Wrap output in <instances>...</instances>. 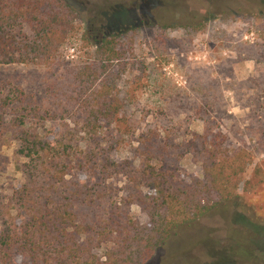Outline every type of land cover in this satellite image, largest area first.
Masks as SVG:
<instances>
[{
  "label": "rangeland",
  "instance_id": "1",
  "mask_svg": "<svg viewBox=\"0 0 264 264\" xmlns=\"http://www.w3.org/2000/svg\"><path fill=\"white\" fill-rule=\"evenodd\" d=\"M79 2L83 8L55 66L0 65V203L24 182L25 160L18 153L23 130L133 165L139 164V135L151 130L169 148L177 174L186 178L200 170L186 154L185 142L191 133L202 134L207 123L224 135L228 148L250 155L240 176L239 199L179 230L145 264H242L239 255L245 251L264 264V0ZM117 3H132L136 13L145 15L148 7L161 17L168 10L171 20L158 27L149 18L120 35L119 47L126 52L109 67V79L121 118L109 126L100 119L91 130L57 88L69 69L100 64L89 35L107 28L108 19L98 18L97 9ZM16 91L20 97L13 95ZM9 101L15 104L8 106ZM24 109L31 115L22 120ZM117 184L121 191V178ZM130 215L140 224L147 221L136 206Z\"/></svg>",
  "mask_w": 264,
  "mask_h": 264
},
{
  "label": "trees",
  "instance_id": "2",
  "mask_svg": "<svg viewBox=\"0 0 264 264\" xmlns=\"http://www.w3.org/2000/svg\"><path fill=\"white\" fill-rule=\"evenodd\" d=\"M132 6L97 9L98 18L108 19L106 29L88 34L100 64L69 69L57 88L67 104L77 106L88 129H96L100 119L109 126L121 118L109 79V67L121 62L125 51L120 35L138 22L164 27L171 20L168 10L161 17L150 14L149 7L146 15L136 13ZM81 8L79 0H0V65L55 66ZM28 115L31 111L24 109L21 119ZM204 125L202 134H187L186 154L200 173L186 178L177 174L169 148L151 130L136 141L138 165L23 130L18 153L25 160L24 182L0 203V264H145L179 230L239 199L250 155L228 148L218 129ZM132 206L146 216L145 224L130 215ZM239 256L242 264L257 262L250 251Z\"/></svg>",
  "mask_w": 264,
  "mask_h": 264
}]
</instances>
